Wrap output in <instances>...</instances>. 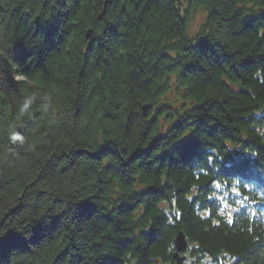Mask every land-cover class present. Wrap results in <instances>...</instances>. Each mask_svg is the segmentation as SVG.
Returning <instances> with one entry per match:
<instances>
[{
  "label": "trees",
  "instance_id": "1",
  "mask_svg": "<svg viewBox=\"0 0 264 264\" xmlns=\"http://www.w3.org/2000/svg\"><path fill=\"white\" fill-rule=\"evenodd\" d=\"M180 232L264 264V0H0V264H177Z\"/></svg>",
  "mask_w": 264,
  "mask_h": 264
},
{
  "label": "rangeland",
  "instance_id": "2",
  "mask_svg": "<svg viewBox=\"0 0 264 264\" xmlns=\"http://www.w3.org/2000/svg\"><path fill=\"white\" fill-rule=\"evenodd\" d=\"M186 4V3H185ZM204 17H205V15L203 14V13H197V15H196V19H195V21H194V23H193V27H191V34H195L197 31H198V29L200 28V25L204 22ZM193 34V35H194ZM17 79V78H16ZM171 98H172V96L174 97V92L173 93H171ZM20 134V133H19ZM21 243V242H20ZM23 247V246H22ZM25 247V246H24Z\"/></svg>",
  "mask_w": 264,
  "mask_h": 264
},
{
  "label": "water",
  "instance_id": "3",
  "mask_svg": "<svg viewBox=\"0 0 264 264\" xmlns=\"http://www.w3.org/2000/svg\"><path fill=\"white\" fill-rule=\"evenodd\" d=\"M92 34H93V32H88L87 39H90ZM146 111H147V107H144V112H146ZM176 242H177V247H178L179 251H185L186 250L185 237L181 233L178 235Z\"/></svg>",
  "mask_w": 264,
  "mask_h": 264
},
{
  "label": "bare ground",
  "instance_id": "4",
  "mask_svg": "<svg viewBox=\"0 0 264 264\" xmlns=\"http://www.w3.org/2000/svg\"><path fill=\"white\" fill-rule=\"evenodd\" d=\"M104 12H105V11H104ZM102 16H103V14H101V17H102ZM192 27H193V26H192ZM93 31H94L93 29H89V30L86 32V37H87L88 32H93ZM93 35H94V32H93L91 38L93 37ZM91 38H90V39H91ZM90 39H87V40H90ZM140 232H144V231H143V230H142V231L140 230ZM180 233H181V232H180ZM180 233H179V234H180ZM179 234H178V235H179ZM178 235H177V237H178ZM177 237H176V238H177ZM176 238H175V241H176Z\"/></svg>",
  "mask_w": 264,
  "mask_h": 264
}]
</instances>
